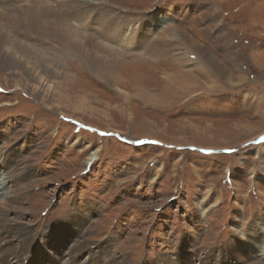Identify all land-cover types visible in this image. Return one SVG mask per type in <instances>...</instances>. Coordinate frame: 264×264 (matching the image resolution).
I'll return each mask as SVG.
<instances>
[{"label": "rangeland", "instance_id": "rangeland-1", "mask_svg": "<svg viewBox=\"0 0 264 264\" xmlns=\"http://www.w3.org/2000/svg\"><path fill=\"white\" fill-rule=\"evenodd\" d=\"M24 1L0 0V168L14 177L0 184L12 212L0 245L21 260L49 227L67 262L264 264V0H66L64 18L52 3L120 55L109 81L42 32L50 8L24 9L52 0ZM119 22L126 37L104 28Z\"/></svg>", "mask_w": 264, "mask_h": 264}, {"label": "bare ground", "instance_id": "bare-ground-1", "mask_svg": "<svg viewBox=\"0 0 264 264\" xmlns=\"http://www.w3.org/2000/svg\"><path fill=\"white\" fill-rule=\"evenodd\" d=\"M5 1H9V2H11L12 3V5H17V4H19V3H22V2H25L24 0H5ZM36 2H38V3H40V2H43V0H35ZM53 1L54 0H52L51 1V4H47L48 6H46V5H39V4H37L36 2L34 3V4H37L36 6H34V7H30V6H28V7H25L24 9H26V10H31V9H33V10H35V12L36 13H38L39 15H42V14H40V13H45L46 12V10H48L49 8H50V10L49 11H52V12H54L56 15H55V17L53 16V14H51L54 18H55V20H49L48 18H46V15H43V17L41 18V19H44V21H45V24H44V26L46 27V28H44V27H42L43 28V30H42V32L43 33H47V34H51V35H55L56 37H59L61 40H63L65 43H68V44H71V45H73V47L78 51V52H81L83 55H85V57L87 58V60L89 61V63H90V65L95 69V71L97 72V75L98 76H100V77H102L104 80H108L109 79V77H108V75L110 74V72H115V70H116V67L118 66V64L120 63V59H118L117 57H120V55L118 56H116V53L112 50V49H110V48H106L105 46H101L100 44H98V43H96V42H94L93 40H92V38H88V37H84L83 38V36H79V35H77L76 34V32H81V31H79V30H77V28H76V23L74 22V20H70V21H64L63 20V18L65 17H63V15H62V17L59 15V14H57L58 12L56 11L57 9H54V7H53V5H52V3H53ZM83 1H85V2H90L91 0H83ZM97 1H100V2H105L106 0H97ZM64 4L67 2L66 0H64V1H62ZM77 2H79V1H77ZM44 3H48V2H44ZM95 3H99V2H96V0H95ZM68 5V7L71 9V10H73L74 8H76L74 5H73V3L72 4H67ZM4 8V7H3ZM2 8V9H3ZM5 9V8H4ZM12 9H14L13 11H18V12H20L21 10H23V9H16V8H14L13 6H12ZM111 14V13H110ZM110 14H108V15H110ZM32 15V14H31ZM35 15V14H34ZM58 15V16H57ZM120 16V15H119ZM30 17V16H29ZM117 17V16H116ZM66 18H68L67 16H66ZM106 18H108V17H106ZM102 19H104V18H102ZM117 19V18H116ZM120 19V18H119ZM122 19V18H121ZM13 20H15V19H13ZM29 20V19H28ZM124 20V19H123ZM104 21V20H103ZM106 22H107V20H105ZM4 22V21H3ZM115 22V21H114ZM108 23V22H107ZM28 25V24H27ZM105 26H106V29L108 30L109 29V32L110 33H112V34H120L122 37H124L125 36V34H127V32H128V30L130 29V27H129V29L128 30H126V31H124L125 29V27H126V24L124 25V23L123 22H119L117 25H112V24H109V26L108 25H104V28H105ZM137 26V25H136ZM95 27H98V24H96L95 25ZM149 28H150V26H148ZM152 27V26H151ZM0 29L2 30V31H4L5 32V34L4 35H2L1 37H0V52H7V53H9V52H11L10 51V49L5 45L6 44V42L4 41V37H5V35L7 34V32H6V28H5V25H3V24H1L0 23ZM135 29V28H134ZM154 29V28H153ZM15 30V29H14ZM104 30V29H103ZM131 30V29H130ZM150 30H152V29H150ZM134 31H137V30H134ZM138 32V31H137ZM146 32V31H145ZM92 33V32H91ZM135 33V32H134ZM97 34V33H96ZM129 34V38H130V36H132V37H134V35L133 34H130V33H128ZM144 34V33H143ZM147 34V33H146ZM90 35V34H89ZM113 37V36H112ZM126 37V36H125ZM139 38V41L138 42H136L135 44L133 43V44H127V49L128 50H133V51H139L140 49H142L141 47H144V45H143V40H144V36L142 37V38H140V37H138ZM148 38H149V36H148ZM147 38V39H148ZM122 39H124V38H122ZM115 40V39H114ZM134 40V39H133ZM140 40H142L141 42H140ZM150 40V39H149ZM129 41H131V40H129ZM137 41V40H136ZM83 42H85V43H87V45H85ZM117 42V41H116ZM156 42H158V41H156ZM120 43V42H119ZM121 44V43H120ZM150 45H151V43H150ZM149 45V43H148V46H150ZM153 45V44H152ZM156 45V44H155ZM148 46H146V47H148ZM110 47V46H109ZM152 47V46H151ZM152 49V48H151ZM147 50H148V48H147ZM149 50H150V48H149ZM148 50V51H149ZM123 51V50H122ZM145 51H146V49H145ZM16 53V52H15ZM148 53V52H147ZM150 53V52H149ZM42 54V53H41ZM14 56H16V55H14ZM40 56H42V57H40ZM37 61H39V58H42V61L45 63V64H47L49 67H51L53 64H54V62H52V61H50V60H48L43 54L42 55H40L39 54V56H35L34 57ZM25 60V59H24ZM13 62H14V59H12V60H10L9 61V63H11V64H13ZM16 64V63H15ZM25 64V63H24ZM32 64V63H31ZM190 64V63H189ZM192 64V63H191ZM38 66H39V64H38ZM188 66V65H187ZM26 67V66H25ZM54 72L51 74L53 77H56V70H53ZM48 72V71H47ZM116 73V72H115ZM182 73V71L181 72H179V74L181 75V76H185L186 74H181ZM188 74H189V72H187ZM48 75V74H47ZM118 75V74H117ZM110 76V75H109ZM171 76V75H170ZM169 76V77H170ZM174 76H179V75H174ZM187 76V75H186ZM114 77H116V76H114ZM114 77L113 78H111V79H114ZM180 77V76H179ZM117 78H119V77H117ZM173 78V77H172ZM176 78V77H175ZM178 78V77H177ZM116 79V78H115ZM114 79V80H115ZM181 79L182 80H177V79H175V81H173V82H179V81H181L182 82V84H185L186 82L184 81V80H186V79H184V77H181ZM169 80H170V78H169ZM174 80V79H173ZM109 81V80H108ZM111 81H113V80H111ZM184 81V82H183ZM38 82V81H37ZM97 157V152L95 151V152H93V153H91V155L89 156V161L90 160H92V159H95ZM4 161V160H3ZM5 184H6V182H5ZM15 191V190H14ZM11 196V195H10ZM7 197V196H6ZM9 198V197H8ZM11 198V197H10ZM11 213L12 212H7L6 210H2V212H1V214H0V224L1 223H3V222H7L6 224H8V222H9V220H8V218H9V216L11 215ZM3 226H5V225H3ZM72 228V227H71ZM74 228H75V226L73 227V233H74ZM29 231V230H28ZM31 234V233H30ZM57 237V235H55V234H50V237H49V241H48V243H47V247H48V249L47 250H51V251H54L56 248H59L58 246H55V244H58L59 242H58V239L56 238ZM83 237H82V234H80L78 237H74V240H77L78 242H82L83 243V241H81V239H82ZM5 240V239H4ZM112 239L110 238V241H111ZM71 241V240H70ZM76 241V242H77ZM5 242V241H4ZM28 243H31V242H29L28 241ZM104 243H106V242H104ZM3 244V243H2ZM110 244H111V247H113V244L110 242ZM84 245V244H83ZM23 247V246H22ZM50 247V248H49ZM78 249H80L79 247H78V245L76 246ZM84 247V246H83ZM107 247V246H106ZM20 248V246H15L14 247V249L15 250H18ZM87 248V247H86ZM110 248V247H109ZM260 248V246H258V249ZM10 250H11V248H10ZM23 250V249H22ZM46 250V251H47ZM30 251L31 250H27L26 251V253H25V255H26V257L27 256H30V254H31V256L30 257H33L34 256V254L35 253H30ZM86 251V250H85ZM88 253V258H90L91 259V261L89 260V264H98V263H101V261H100V259L99 260H97L98 261V263L97 262H95V261H93L92 259H93V254H90V252L88 251L87 252ZM80 254H81V252H80ZM86 254V253H85ZM36 257H39V254L38 255H35ZM45 257H47V256H45ZM44 257V258H45ZM77 257V256H76ZM48 258H50V256H48ZM70 258V257H69ZM7 260V257H6V254H3V257H2V262L4 263L5 261ZM115 260V259H114ZM17 261H18V258H17ZM126 261V260H125ZM38 262H40L41 264H43V260H42V258H39L38 259ZM103 264V263H102ZM124 264V263H123Z\"/></svg>", "mask_w": 264, "mask_h": 264}, {"label": "crops", "instance_id": "crops-1", "mask_svg": "<svg viewBox=\"0 0 264 264\" xmlns=\"http://www.w3.org/2000/svg\"><path fill=\"white\" fill-rule=\"evenodd\" d=\"M140 54H142V53H140ZM164 54V53H163Z\"/></svg>", "mask_w": 264, "mask_h": 264}]
</instances>
